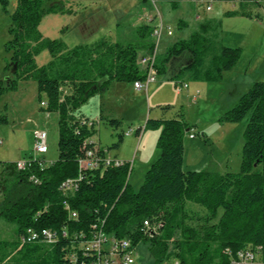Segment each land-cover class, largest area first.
I'll use <instances>...</instances> for the list:
<instances>
[{
  "label": "trees",
  "instance_id": "obj_1",
  "mask_svg": "<svg viewBox=\"0 0 264 264\" xmlns=\"http://www.w3.org/2000/svg\"><path fill=\"white\" fill-rule=\"evenodd\" d=\"M251 2L260 0H239L241 5ZM65 11L63 0H18L11 18L12 38L6 43L11 59L6 71L13 77L0 79V98L15 87L14 77L35 80L40 97L46 96L42 107L58 114L60 136L59 157L48 166L34 163L19 170L16 162L0 163V217L16 224L14 239H0V264H94L97 257L92 252L76 249L77 259L69 258L72 244L78 242L64 237L62 231L89 233L94 223L104 220L103 230L109 235L130 239L134 248L141 242L148 244L153 264H231V254L241 249L258 252L264 263V81L254 82L222 117L239 122L250 113L239 172L184 170L183 136L192 127L178 111L171 118L146 120L145 130H162L157 140L159 155L147 167L138 189L131 184L134 168L125 161L103 171L89 170L73 195H63L62 182L78 176L83 143L97 134L96 122L82 125L78 121L81 106L111 81L145 80L150 66L147 58L156 48L151 24L139 26L137 37L128 42L102 38L69 47L62 40L43 36L38 29L42 17ZM243 14L251 16L247 11ZM217 33L216 21H202L197 31L157 57L156 72L165 75L179 59L169 77L176 85L188 79L219 77L235 65L240 50L222 45ZM44 49L51 59L38 67L35 58ZM162 108L165 111L170 105ZM2 120L6 122V117ZM108 123L116 128L121 125L118 119ZM122 141L123 132L112 146L119 147ZM94 143L101 153L110 148L95 141L88 148ZM66 201L77 218H70ZM188 204L199 206L203 213ZM147 219L152 225L161 224L160 232L165 225L163 233L150 237L143 231ZM28 228H50L58 238L53 244L42 239L22 244Z\"/></svg>",
  "mask_w": 264,
  "mask_h": 264
},
{
  "label": "rangeland",
  "instance_id": "obj_2",
  "mask_svg": "<svg viewBox=\"0 0 264 264\" xmlns=\"http://www.w3.org/2000/svg\"><path fill=\"white\" fill-rule=\"evenodd\" d=\"M65 1L68 11L45 15L40 20L38 29L43 36L62 40L69 47L91 44L102 38L134 41L137 28L147 23L150 16L154 17L151 23L157 22L155 13L158 9L165 24L173 29V35L165 34L157 46V57H160L168 46L197 31L202 20L216 21L220 43L240 50L235 65L224 70L219 77L188 79L189 87L183 88V92L178 94L172 83L174 81L164 80L179 66L181 60L178 59L179 62L174 60L170 70L163 77L159 76L149 91L137 90L131 82L114 80L107 89L92 96L81 108L87 112L95 110L98 114L104 108L102 121H95V139L103 146L110 147V155L129 154L133 157L138 150L131 175V184L135 189L142 184L147 167L159 155L157 141L152 143L153 137L145 136L139 145L141 138L133 134V140L125 136V142L119 147L112 145L118 142V134L122 131L145 126L148 118L161 116L164 111L162 107L168 104L170 108L164 111L166 118L181 111L185 121L192 127L191 133L195 134V139L190 138V130H187L183 136L184 170H215L221 174L228 171L239 172L250 113L239 122L224 121L222 117L249 91L254 82L264 81V0L244 5L239 0H179L178 7L171 5L178 0ZM141 1H145L152 12L147 10L149 14H144L145 11L136 18V10H139L137 4ZM209 4L212 6L211 10L206 8ZM17 5L18 0H7L6 4L0 0V79L4 81L7 76L13 77L10 70L6 71L11 59L6 43L12 38L11 18ZM243 11L249 12L251 16L243 14ZM198 14L200 18H196ZM179 18L189 22L187 28L178 26ZM35 59L38 67H44L50 62L51 55L44 49ZM14 79L15 87L5 90L0 98V163L16 162L33 155L35 129L47 131L49 151L44 155L47 164L56 161L59 157L60 136L58 114L42 107L41 99L46 101V96L42 94L40 97L35 80ZM164 81L169 82V85L164 84ZM2 117H6V122ZM109 119L120 120V127L110 125ZM154 130H160L161 134L162 128L146 129ZM187 207L203 213L199 206L188 204ZM164 227L159 231L160 235ZM15 228L13 221L0 217V239H14ZM133 251L136 258L134 264H153L148 244L141 242Z\"/></svg>",
  "mask_w": 264,
  "mask_h": 264
},
{
  "label": "built area",
  "instance_id": "obj_3",
  "mask_svg": "<svg viewBox=\"0 0 264 264\" xmlns=\"http://www.w3.org/2000/svg\"><path fill=\"white\" fill-rule=\"evenodd\" d=\"M66 2L65 0H63ZM68 1V0H67ZM212 6L209 4L207 6V10H211ZM153 21V19H151ZM173 35V29L164 24L162 19L159 17L157 23L153 26V34L152 37L156 43V48L151 57L147 58L150 62L148 74L145 80H137L134 82V86L136 89H147L149 83L157 80V72H156V58H157V46L161 42L163 36ZM185 87H188V84L180 83L176 85L177 90H181ZM43 106L45 102L41 103ZM78 121L82 125H91L93 123V119H87L85 117L77 116ZM95 122V121H94ZM131 131V130H130ZM189 136L191 138L195 137V134L190 133ZM35 144L33 149V155H31L27 159H21L16 161L17 168L19 170H26L32 164L38 163L41 167H45L50 165L49 162L47 164V160L44 155L49 151L48 148V134L47 131L43 129H35L34 130ZM89 142H94L92 137L85 140L83 146L85 148L84 155L78 157V165H79V173L77 177L67 178L64 180L60 186V190L63 195L69 197L73 195L76 190H78L80 184L85 178L86 173L89 170H105L111 166H121L125 164L124 160L118 159L116 157L108 156V151L100 152V147L98 144L94 143L93 146L88 148ZM131 167L133 162L130 161ZM35 183H40V180L31 177ZM65 208L70 212V218H77L78 213L71 209L69 203L65 202ZM104 221H98L91 226L89 233L85 232H74L63 229L62 235L64 237H70L73 241L78 242L77 244H72L71 253L69 258L72 261L77 259V250H81L84 254L87 252H92L96 255L97 259L94 264H134L135 263V255H134V247L132 246V242L128 238L118 239L112 235H109L103 230ZM143 231L149 233L150 237L154 236L156 233H159V229L162 226L161 224L152 225L150 220L147 219L143 222ZM58 238L57 232L53 231L50 228H43L41 230H37L34 228H28L24 235L21 237V243H31L36 242L40 239L45 241L46 243L53 244L56 242ZM161 264H165L162 262ZM178 264V262H175ZM231 264H264L260 260V254L258 252H254L250 249H241L234 254H231Z\"/></svg>",
  "mask_w": 264,
  "mask_h": 264
},
{
  "label": "crops",
  "instance_id": "obj_4",
  "mask_svg": "<svg viewBox=\"0 0 264 264\" xmlns=\"http://www.w3.org/2000/svg\"><path fill=\"white\" fill-rule=\"evenodd\" d=\"M181 1V0H180ZM137 5H139L138 6V8H139V10H136V13H135V17L137 18L138 16H140L141 14H143V12H145L144 14H149L148 12H147V10H149L150 12H152L150 9H148V7L146 6V3H145V1H141V2H139ZM173 7H178L179 6V0L178 1H173V3L171 4ZM207 8V7H206ZM156 15H157V21H158V19H159V17L162 19V21H163V23L165 24V22H164V20H163V18L161 17V13H159V11H158V9H157V12L155 13ZM154 17L153 16H150L149 18H148V22L147 23H145V24H151L152 26H154L156 23H151L150 21H151V19H153ZM196 18H200V15L198 14L197 16H196ZM202 21H204V20H202ZM201 21V22H202ZM196 22V21H195ZM200 22V23H201ZM177 24H178V26L180 27V28H187V26H188V24H189V22L188 21H186L185 19H183V18H179V21L177 22ZM144 25V24H143ZM167 36H171V35H167ZM162 41V40H161ZM161 43V42H160ZM167 49V48H166ZM175 62L176 63H178L179 62V60H175ZM171 74L172 73H170L169 75H167V77H165V81H168L169 80V77L171 76ZM157 76L159 77L160 75L157 73ZM158 77H157V80H158ZM163 77V76H162ZM156 80V81H157ZM163 82L164 84H168L169 85V82L167 83V82ZM154 83H156L155 81L154 82H151V83H149V85H148V87H147V89H146V91H149V89L153 86V84ZM174 85H175V87H176V82L174 81V82H172ZM187 84H188V87H189V83H188V81L186 82ZM130 84H132V86L134 85V82L133 83H130ZM119 86V85H118ZM135 87V86H134ZM177 89V88H176ZM138 90V89H137ZM140 91H142V90H145V89H139ZM198 91V90H197ZM183 92V89H181V90H177V93L178 94H181ZM197 93H199V92H197ZM121 95H123V94H121ZM191 95V94H190ZM189 95V96H190ZM156 101V100H155ZM158 105H163V104H158ZM168 105H170V104H168ZM101 111H103L102 113H100V114H98V113H96V111L95 110H92L91 112H87L86 110H83V108H80V110H79V112H78V115L80 116L81 114H83V115H86V116H88L90 119H93L94 121H97V122H99L100 120L102 121V118H104L103 117V113H104V108L103 109H101ZM94 112V113H93ZM178 112V111H177ZM177 112H175L171 117H173L174 115H176V113ZM167 114L163 111L162 112V114H161V116H159L160 118H166L167 116H166ZM158 117V118H159ZM139 128H141V132L139 133L138 132V129ZM139 128H137V129H135V128H130L129 130H127L126 132H124V131H122L123 132V141L125 142V136H127L128 138H132V140L134 139L133 138V134H135V135H138L140 138H141V140H140V142H139V145H141V143L143 142V139L145 138V136L146 137H148V136H152L153 137V139H152V143H154V141H155V143H156V141H157V139H158V137H159V135H160V130H154V131H146L145 129H144V126H142V127H139ZM97 129V128H96ZM131 130V131H130ZM146 131V132H145ZM99 132V131H98ZM144 132V133H143ZM189 133H191V130H190V132ZM95 138H97L96 137V135L93 137V140L95 141V142H98V143H100L101 144V142L100 141H98L97 139H95ZM191 138V137H190ZM193 139H195V137L193 138ZM123 141H122V143H123ZM102 145V144H101ZM138 145V147H140ZM103 146V145H102ZM138 147H137V149H138ZM138 151V150H137ZM136 151V153H135V156H129V154L128 155H124V156H120V155H118V156H112V155H110L109 154V151H108V156H110V157H116V158H118V159H121V160H124V161H132L133 163H135V159H137V154H138V152ZM141 159H142V157H141ZM140 159V161L141 162H143V160H141ZM134 165V164H133ZM132 165V166H133ZM133 168H134V166H133Z\"/></svg>",
  "mask_w": 264,
  "mask_h": 264
}]
</instances>
